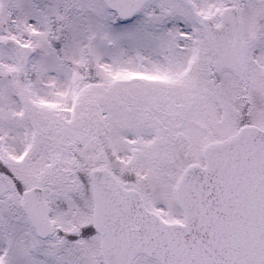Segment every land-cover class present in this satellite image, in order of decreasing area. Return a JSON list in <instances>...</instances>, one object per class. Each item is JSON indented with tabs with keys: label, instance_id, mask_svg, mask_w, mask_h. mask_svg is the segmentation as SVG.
Here are the masks:
<instances>
[{
	"label": "snow or ice",
	"instance_id": "snow-or-ice-1",
	"mask_svg": "<svg viewBox=\"0 0 264 264\" xmlns=\"http://www.w3.org/2000/svg\"><path fill=\"white\" fill-rule=\"evenodd\" d=\"M0 264H264V0H0Z\"/></svg>",
	"mask_w": 264,
	"mask_h": 264
}]
</instances>
